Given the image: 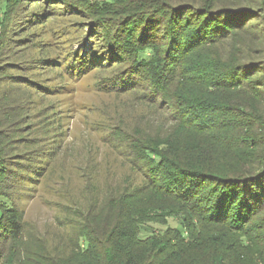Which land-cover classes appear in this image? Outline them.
I'll return each mask as SVG.
<instances>
[{
  "label": "trees",
  "instance_id": "trees-1",
  "mask_svg": "<svg viewBox=\"0 0 264 264\" xmlns=\"http://www.w3.org/2000/svg\"><path fill=\"white\" fill-rule=\"evenodd\" d=\"M63 1L94 18L103 55L127 62L111 88H143L163 115L130 143L142 183L87 210L83 245L25 235L0 195V264H264V11L255 22L240 0ZM7 78L0 64V176L15 110Z\"/></svg>",
  "mask_w": 264,
  "mask_h": 264
},
{
  "label": "rangeland",
  "instance_id": "rangeland-1",
  "mask_svg": "<svg viewBox=\"0 0 264 264\" xmlns=\"http://www.w3.org/2000/svg\"><path fill=\"white\" fill-rule=\"evenodd\" d=\"M239 2L253 11V21L262 18L264 0ZM5 11L2 86L15 110L3 134L12 141L3 151L0 195L23 213L25 235L49 249L67 237L83 245L77 229L87 210L110 192L142 183L130 143L163 113L141 87L111 88L127 62L103 55L101 32L89 36L93 17L63 0H9ZM246 33L236 39L246 40ZM167 222L180 226L175 218Z\"/></svg>",
  "mask_w": 264,
  "mask_h": 264
}]
</instances>
